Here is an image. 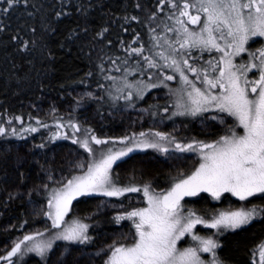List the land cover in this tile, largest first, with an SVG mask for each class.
Wrapping results in <instances>:
<instances>
[{"label": "snow or ice", "instance_id": "obj_1", "mask_svg": "<svg viewBox=\"0 0 264 264\" xmlns=\"http://www.w3.org/2000/svg\"><path fill=\"white\" fill-rule=\"evenodd\" d=\"M21 5L44 7L30 0H0V17ZM93 7L81 2L75 9L87 18ZM133 7L145 19L135 14L122 19L143 24L145 34L133 29L131 40H120L123 55L100 50L103 54L73 81L84 91L74 98L66 120L53 107L51 124L31 114L27 124L15 114L0 122V137L7 143L12 137L23 141L14 152L8 148L0 154L3 207L25 197L33 202L34 194L43 197L34 210L42 226L29 228L24 220L22 234L4 245L0 264H27L33 254L39 264H68L74 250L79 255L72 264L85 257L87 264H229L221 254L222 237L264 221V0H156L151 7L137 0ZM54 15L59 20L70 13L62 3ZM7 27L0 19V32ZM106 32L102 28L96 35L103 38ZM75 35L72 29L69 37ZM30 43L35 42L22 41L21 48L29 50ZM153 89H166V100L139 109L140 120L143 114L151 119L143 130L107 134L74 115L90 103L97 110L104 105L136 110ZM180 117L198 121L200 133L178 135L175 119ZM165 121L173 122L172 131L161 128ZM41 129L47 135L29 145L28 134ZM58 141L76 147L57 176L46 153ZM38 150L45 152L44 163L34 161L40 183L28 187ZM159 157L172 161L163 186L146 171ZM189 159L194 162L184 167ZM9 168L16 176L12 184ZM109 209L110 219H98ZM102 222L121 228L127 222V231L98 241L99 233L93 232ZM257 253L258 264H264V240L252 251L253 264Z\"/></svg>", "mask_w": 264, "mask_h": 264}, {"label": "trees", "instance_id": "obj_2", "mask_svg": "<svg viewBox=\"0 0 264 264\" xmlns=\"http://www.w3.org/2000/svg\"><path fill=\"white\" fill-rule=\"evenodd\" d=\"M81 2L85 4L91 2L95 5L90 10L87 18L75 9V6ZM136 2L137 0H30V3H36L37 7L42 4L43 9L38 11L21 5L17 10L11 12L8 17H0L4 24L9 25L3 32H0V114H2L0 115V122L15 114L23 115L25 124H27L30 122L28 120L29 114L33 116L35 114L26 111L25 106L28 103L37 102L42 95L54 100L58 115L64 116L66 120L68 116L63 112L69 100L68 92L73 89H84V86H77L73 81L78 80L88 70L92 62L96 60L97 56L103 54L100 50L103 49L109 55H123L120 51V40H131L133 29L142 35L145 34L146 28L143 24L135 21L125 23L122 19L125 15L134 14L139 15L141 21L145 19L144 13L133 7ZM141 2L151 7L156 0H141ZM62 3L64 10L69 12L70 15L61 17L58 20L54 13L60 10ZM29 12L34 13V15L29 16ZM32 28L35 29V32L31 31ZM102 28H108V32L105 33L103 38L96 35ZM124 28H128L129 31L125 32ZM72 29H76V35L69 37V32ZM17 35L19 38L13 40L12 37ZM109 40L112 41L111 45L107 43ZM22 41H34L35 43H30L29 50L25 51L21 48ZM61 45L65 46L61 47ZM49 51H51L52 56L48 55ZM61 85H64V87H61ZM172 86H176L175 82ZM92 87L94 88L95 85ZM157 90L159 89H153L151 92ZM160 91L164 94L162 102L164 104L167 90ZM154 103L157 102L149 104ZM140 104H144L145 107L148 106L144 101ZM97 109L98 105L95 103H90L85 109L86 114L87 112L88 114L91 113L98 120L100 119V124H93L92 127L96 128L98 132L101 130L107 132V134L113 132L119 126V121L110 120L108 113L111 110L118 109H113L108 105L100 107L99 110ZM81 115L83 114H76L75 117L80 120ZM43 119L49 124L52 123L49 117ZM146 119L151 120L149 117ZM175 120L177 134L180 136L197 135L201 131L197 127L198 121L190 122L184 118H176ZM13 126L19 127V122H16ZM142 128H146L145 124L142 125ZM130 130H140V125ZM42 135H47V130L41 129L39 133L28 134V139L42 137ZM200 138H204V136L201 135ZM9 139L11 143L21 141L15 137ZM40 142L41 140L35 144ZM3 143L7 142L3 137H0V145ZM51 147L52 150L47 151L46 155L52 165L54 162L49 159L50 153L74 149L76 146L72 145L71 141H58ZM37 154L41 158L38 159L40 163H44L45 152L38 150ZM36 155L32 158L33 163L38 157ZM146 171L148 175L155 176L161 184L168 175L167 171L160 165H148ZM2 172H4V167ZM29 172L30 180L34 181L36 173L39 175L40 170L36 171L32 166ZM9 173L10 176H14L11 170ZM4 200V197L0 200V223L11 221L12 225L17 227L10 226L7 231L0 229L1 240H11L20 236L24 229H21L19 225L24 220L29 221V228L42 226L43 218L34 215V210L39 207L38 204L43 203L42 196L33 195V202L30 203L27 202L26 198L23 202L19 199L14 200L8 208L3 207ZM197 206L201 205L197 204ZM29 207H31L32 212H30ZM112 215L114 213L106 217L100 216L98 219L104 221L110 219ZM122 224H125V222H122ZM119 228H121L120 225L102 222L95 228L93 235L108 233ZM198 228L202 229V226H198ZM263 238L264 221H257L246 231L228 235L224 238L225 247L222 249L221 254L228 258L229 264H248L250 249L253 246L256 248V245ZM27 264H39V258L33 254L30 258H27Z\"/></svg>", "mask_w": 264, "mask_h": 264}, {"label": "rangeland", "instance_id": "obj_3", "mask_svg": "<svg viewBox=\"0 0 264 264\" xmlns=\"http://www.w3.org/2000/svg\"><path fill=\"white\" fill-rule=\"evenodd\" d=\"M192 27H197V26L193 25ZM83 91H84V89H73V90H70L68 92L69 100L65 106L63 114H67L69 111L72 110V108L74 107V98L77 96L78 93H81ZM163 99H164V94L162 93V91L157 90V91L151 92L148 96H146L144 102L147 104L153 103V102H162ZM144 106H145L144 104H140L139 106H137L136 110H111V112L108 113V115L110 116L109 119L113 120V121H119V126L113 132H110L109 134H113V135L121 134L128 129H133V128H135V126H139L141 123H145V126L147 128V125H146L147 121L139 119V116L141 115L139 112V109L144 108ZM53 107H55L57 109L54 100L48 96L42 95L39 97V100L37 102L28 103L25 106V110L33 112L35 114V116L38 115L41 118H48L49 117L48 113H49L50 109ZM80 113L83 114L80 117L81 122L87 121V123L90 124L91 126L93 124H98V125L100 124V119L98 120L96 116L92 115L91 113L88 114V112H87V114H88L87 115L85 109H78L74 113V115L80 114ZM84 114H86V115H84ZM143 115L145 118L146 114H143ZM180 118H183V117H180ZM197 127L200 128L199 123H197ZM104 133H107V132L104 131ZM40 140H41V136H38V137H35L34 139L33 138L28 139V143H29V145H32V144L39 142ZM22 144H23V141H18V142H14V143H10V144L9 143H3L2 145H0V154H2L4 152V150H6L8 148H11L12 151L14 152L17 148H20ZM71 150L72 149H65L61 152L50 153L51 155H50L49 159L54 162V163H52V166L55 169H57V172H56L57 176L59 175L58 170L61 167V165L64 164L65 160L70 158L69 153ZM36 157H37L36 161H39L38 159H41L38 154L36 155ZM33 166H34V170L38 171L39 167L37 165H35V163H33ZM3 167H4V165L0 164V181L5 179L4 174H3L4 172H2ZM10 170H11V168L8 169L9 172H10ZM40 175H42V174L39 173V175H37V173H36V175H35L36 177H35L34 181L29 179L27 186L31 187L33 185V183L39 184L40 183V179H39ZM15 181H16L15 174H14V176H9V178H8L9 184L14 183ZM3 187H4V185L0 184V188H3ZM34 195H37V194H34ZM2 197H4L6 199V195L2 191H0V200ZM25 198H26V200H28L27 197H25ZM90 203L94 204L95 201H92ZM85 207H86L85 205H82L81 208H85ZM29 210H30V212H32L31 207H29ZM87 210L91 211L92 208L88 207ZM11 225H12L11 221H4V222L0 223V229L3 231H7ZM118 231H127V225H124L123 228H119L117 230H114L111 234H106V235L100 234L98 236V241H103L106 238H111ZM263 240H264V238H263ZM9 242H10V240H1L0 239V253H1V251H3L4 245L9 243ZM88 251L90 252L91 249H89ZM77 253L78 252L76 250H74L72 255L66 257L68 264H72V261L74 260V258L77 257ZM58 255H59V250L56 251V254L52 257V260H55L56 256H58ZM256 260H257V264H258V253L256 256ZM80 264H87V258L85 257V258L81 259Z\"/></svg>", "mask_w": 264, "mask_h": 264}, {"label": "flooded vegetation", "instance_id": "obj_4", "mask_svg": "<svg viewBox=\"0 0 264 264\" xmlns=\"http://www.w3.org/2000/svg\"><path fill=\"white\" fill-rule=\"evenodd\" d=\"M163 102V101H162ZM162 102H157V103H160V104H163ZM145 107V106H144ZM148 117V115L146 114V116H145V118L143 119L144 121H147V127L151 124V120H147L146 118ZM175 122H176V120H175ZM198 123V122H197ZM143 124H145V123H141L140 124V130L141 129H143L142 128V125ZM146 127V126H145ZM161 128L163 129V130H166V131H172L173 130V122L171 121V122H169V121H165V123L164 124H162L161 125ZM180 129V128H179ZM128 130H130V129H128ZM128 130H126V131H128ZM180 131H181V129H180ZM178 133V132H177ZM194 161L192 160V159H189L188 161H187V163L185 164V165H183L184 167H190L191 165H192V163H193ZM172 163V161H168V162H166L165 161V158L164 157H159L158 159H153L152 160V162L150 163V164H148V165H155V166H161L163 169H165L166 171H167V173H169V171H170V164ZM147 165V166H148ZM161 186H163V184H161ZM216 207H221V206H225V205H221V204H217L216 202H212ZM196 207H198L197 205H195ZM200 207V206H199ZM112 213H114L111 209H109V210H107V215H110V214H112ZM254 223H256V222H254ZM124 225H127V222H125V224ZM251 226V225H250ZM249 226V227H250ZM248 227V228H249ZM200 229V228H199ZM115 230H117V229H115ZM202 230V233L203 232H205V231H207V230H205V229H201ZM114 231V230H113ZM113 231H111V232H108V233H100V234H104V235H106V234H111ZM99 234V235H100ZM228 235H234V234H227L226 236H224V237H222V239L224 240V238H226ZM255 248V246H253V248L252 249H250V252H249V262H248V264H253V257H252V251H253V249ZM77 252H78V250H76ZM79 255V253H77V256ZM76 257V256H75Z\"/></svg>", "mask_w": 264, "mask_h": 264}]
</instances>
